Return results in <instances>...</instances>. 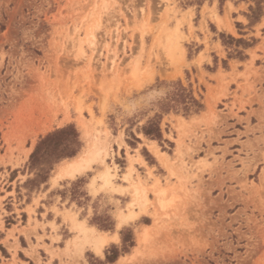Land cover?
Wrapping results in <instances>:
<instances>
[{
  "label": "rangeland",
  "instance_id": "rangeland-1",
  "mask_svg": "<svg viewBox=\"0 0 264 264\" xmlns=\"http://www.w3.org/2000/svg\"><path fill=\"white\" fill-rule=\"evenodd\" d=\"M260 2L250 23L254 0H0V264L104 262L124 229L107 264H264ZM176 82L198 113L163 112ZM156 115L159 141L140 131ZM68 126L77 155L28 183ZM94 144L103 162L55 178ZM72 220L108 237L101 253Z\"/></svg>",
  "mask_w": 264,
  "mask_h": 264
},
{
  "label": "trees",
  "instance_id": "trees-1",
  "mask_svg": "<svg viewBox=\"0 0 264 264\" xmlns=\"http://www.w3.org/2000/svg\"><path fill=\"white\" fill-rule=\"evenodd\" d=\"M226 0H219L220 4ZM254 8H250V15L246 16L250 23L255 19H258L261 14L260 0H254ZM229 39L235 43H242ZM239 54V53H238ZM172 91L169 93L167 103L162 107L163 112L170 110L176 112H183L184 115L190 113H198L201 109V104L192 96V93L183 88L180 82L173 83ZM160 115H156L152 120L148 121L142 128L141 133L144 137L161 140L160 132ZM81 147L79 142V136L74 127L68 126L62 129L56 130L52 133L47 134L42 138L32 154L29 157V169L36 171L35 178L30 180L28 183L43 184L48 179V175L51 172L53 166L64 159H71L77 155ZM110 224L101 226L100 229L108 231L111 229ZM121 238V249L112 246L110 255L105 257V261L101 262L94 259L92 264H107L112 263L116 260L120 252H127V250L133 246L132 234L129 230H122L119 233Z\"/></svg>",
  "mask_w": 264,
  "mask_h": 264
},
{
  "label": "bare ground",
  "instance_id": "bare-ground-1",
  "mask_svg": "<svg viewBox=\"0 0 264 264\" xmlns=\"http://www.w3.org/2000/svg\"><path fill=\"white\" fill-rule=\"evenodd\" d=\"M99 162H103V160L100 158L99 148L96 144H94L93 147H91L88 152H85L83 156L78 157L76 160L67 162L65 166L59 170L55 178L74 179L77 175L83 174L84 172L90 170L94 164ZM100 179L105 186H109L111 184V176L108 171L104 172L100 176ZM72 224L79 235L76 238V246L82 248L85 245H89L95 253H101L102 246L107 242L108 237L106 235L97 234L93 228L85 227L78 221L72 220ZM95 234L97 235L95 236ZM114 238H118L116 234L114 235Z\"/></svg>",
  "mask_w": 264,
  "mask_h": 264
},
{
  "label": "crops",
  "instance_id": "crops-1",
  "mask_svg": "<svg viewBox=\"0 0 264 264\" xmlns=\"http://www.w3.org/2000/svg\"><path fill=\"white\" fill-rule=\"evenodd\" d=\"M73 160H76V159H73ZM71 161H72V160H71ZM46 223H49V222L46 221ZM0 231H1V224H0ZM1 232H2L3 235H4L3 240L7 239V238H8V233H9V229H4V230H2Z\"/></svg>",
  "mask_w": 264,
  "mask_h": 264
}]
</instances>
